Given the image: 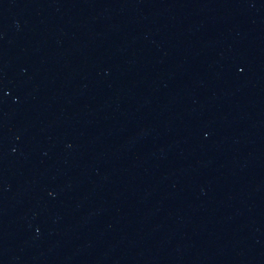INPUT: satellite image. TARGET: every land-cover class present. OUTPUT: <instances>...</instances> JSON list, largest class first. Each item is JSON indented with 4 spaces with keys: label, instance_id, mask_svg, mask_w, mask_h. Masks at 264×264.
Masks as SVG:
<instances>
[{
    "label": "water",
    "instance_id": "1",
    "mask_svg": "<svg viewBox=\"0 0 264 264\" xmlns=\"http://www.w3.org/2000/svg\"><path fill=\"white\" fill-rule=\"evenodd\" d=\"M101 264H264V0H144Z\"/></svg>",
    "mask_w": 264,
    "mask_h": 264
}]
</instances>
